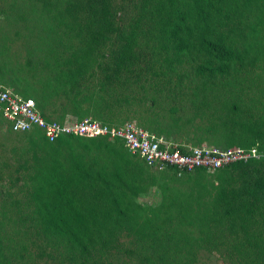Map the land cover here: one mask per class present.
<instances>
[{
	"label": "trees",
	"instance_id": "trees-1",
	"mask_svg": "<svg viewBox=\"0 0 264 264\" xmlns=\"http://www.w3.org/2000/svg\"><path fill=\"white\" fill-rule=\"evenodd\" d=\"M263 2L135 0L115 6L112 0H64L59 12L62 23L65 21L62 25L85 30L83 40L80 38L83 50L79 48L81 56L74 58V62L79 64L60 65V73H57V80L62 82L65 89L58 84L54 94L62 95L67 102L59 106L60 114L49 109L52 102L47 103L45 95L43 102L38 103L33 99L35 105L46 121L63 123L90 118L114 126L127 123L112 119L111 107L122 111L131 104L125 95L129 85L142 86L138 85L140 77L132 67L140 60L136 51L144 55L149 40L155 43L149 46L150 50L157 55L163 53L162 60L168 71L182 61L196 62L192 69L193 74L202 79L201 87L228 79L237 67L243 65L247 51L244 47H237L236 36L242 35L247 13L263 7ZM116 13L128 17V23L124 25L121 19L119 26L114 25ZM262 27L264 29V24ZM139 38L145 40L140 42L141 45L138 44ZM100 48L107 50L108 60L105 63L95 60V64L91 63L92 55L96 49L99 53ZM97 52L95 58L102 55ZM156 75L151 71V76ZM147 84L150 85V82ZM163 86L169 88L165 81ZM11 90L14 92V89ZM195 91L191 93L194 99ZM238 101V97L220 101V108L210 112V118L205 121L208 125L201 129V133L206 135L196 134V127L194 132L188 131L178 140L171 138L158 125L151 128L139 123L138 127L167 140L184 141L192 147L202 146L209 134L223 130L226 147L223 150L254 148L264 154V122L261 118L251 120L250 117H242V105ZM190 103L196 109L205 105L202 99L198 105L193 99ZM168 111L172 114L175 108L171 107ZM216 112L222 114L215 116ZM184 123L188 124V120ZM172 124L176 126L177 119ZM6 130L9 131L8 128ZM22 135L26 137V152H30L34 163L24 178L27 189L22 206L19 205L20 200L11 202V205H15V216L19 214L18 220L15 216L10 220L8 216L11 213L7 215V211L2 218L8 222L15 219L16 223L21 221L27 225L25 229L21 226L16 230L9 228L16 236L15 245L7 248L0 241V264H32L33 258L37 261L45 258L56 264H109L110 261L105 259L106 254L118 248L116 236L122 231L127 238L133 239L137 252H149L154 256L159 253L156 261L143 256L138 264H190L193 245L189 233L195 231L199 241L211 242V230L216 226L225 227L229 235L242 234L244 242L241 246L233 245V248L242 250V257L246 258L244 264H264V235L260 238L261 231L250 230L260 215L259 210L264 209L263 158L237 161L212 173L201 168L182 173V177L196 175L197 178L201 174L229 172L239 173L240 176L239 185L232 184L231 179L223 180L216 186L208 213L206 210L190 213L187 211L188 202L176 196L170 198L169 202L161 200V204L154 207L146 208L134 202L150 182L153 185L151 173H157L160 177L171 173L173 179L178 178L173 170L151 171L138 158L130 155L118 140L66 135L49 142L37 129ZM258 141L261 142L260 146ZM78 145L87 148L93 146L103 156L95 155L89 162L76 159L69 148ZM62 147L67 151L62 153ZM27 168L26 161L19 166L26 172ZM144 209L147 211L141 215ZM173 214L174 220L180 222L186 231L169 229ZM29 248L35 250L33 255ZM133 253L132 250L128 252ZM182 253L188 254L190 260L179 263L174 259Z\"/></svg>",
	"mask_w": 264,
	"mask_h": 264
},
{
	"label": "rangeland",
	"instance_id": "rangeland-1",
	"mask_svg": "<svg viewBox=\"0 0 264 264\" xmlns=\"http://www.w3.org/2000/svg\"><path fill=\"white\" fill-rule=\"evenodd\" d=\"M63 1L0 0V85L9 90L14 89L13 91L19 95L35 99L38 103L43 102L42 97L45 95V101L52 102L49 109L57 111L58 114L61 112L59 106L66 105L67 102L62 95L54 94L58 89V84H61L65 89L62 82H58L57 73H60V65L79 64L74 62V58L79 59L81 56V50L78 49H82V40L86 34L85 30L70 29L68 26L62 25L65 21L62 23L63 19L59 17V12L63 8ZM134 1L112 0L115 6L126 5ZM261 6L263 7L257 10L252 9L247 13L243 22L245 27L242 29V35L241 37L236 36L239 45L237 47H244L247 50L244 54L243 65L237 67L228 79H220L211 85L201 87L202 79L193 74L192 66L196 62L182 61L180 64L174 65L172 71H168L167 65L162 60L163 53L157 55L156 52L150 50L149 46L155 43L149 40L148 46L144 49V55L136 51L140 60L138 59L137 65L132 67L140 77L138 85L142 86L129 85L125 95L131 104L120 112L115 107H111L112 119L125 120L136 126L143 123L151 128L158 125L171 138L181 140L184 133L194 132L193 129L196 127L198 128L196 134L206 135L201 133V129L203 130L208 125L205 121L210 118V112L217 111L220 108V101L223 99L233 100L238 97V102L242 105V117H250L251 120L261 118L260 120L264 122V29L262 27L264 24V2ZM121 19L124 25L128 23V17L119 16L116 13L113 18L114 25L119 26ZM143 41H145L143 38H139L138 44L141 45L140 42L143 43ZM99 51L97 53L102 55L95 58V52L91 57V63L95 64L94 60L98 63H105L108 60L107 50L100 48ZM72 52L75 56H72ZM79 62L81 61L79 60ZM64 71L68 73L66 69ZM151 71L157 74L156 77L151 76ZM62 77L65 78V76ZM163 81L169 85L168 89L167 86H163ZM147 82H150V85ZM193 91H195V99L191 95ZM199 91H202L200 97ZM83 93L85 94V92ZM114 95L117 96V94ZM192 99L195 100V105H198L199 100L202 99L205 104L201 106L202 110L196 109L190 103ZM171 107L175 108V112L172 114L168 111ZM45 109L47 110V108ZM65 112L67 114L68 111ZM221 114V112H216L214 115ZM214 115L213 118H216ZM174 119H177L176 126L172 124ZM185 120H188V124L184 123ZM6 129L5 121L0 115V228L4 229L0 230V241L9 248L14 247V237H16L11 229H19L20 226L25 229L27 223L23 224L19 221L18 224L15 219L8 222L2 218V215L7 211V215L11 213L8 216L10 220L14 218L15 205H11L14 200H20L19 205L22 206L27 189L23 183L24 178L34 162L29 156L30 152H26L25 135L11 133ZM224 134L223 130L209 134L203 140L202 146L214 147L218 150L225 149ZM257 144L260 146L261 142L258 141ZM69 149L76 159L84 162H89L95 155L103 156L93 146L87 148L78 145ZM262 149L264 150V148ZM61 150L64 153L67 148L62 147ZM96 160H99L98 157ZM137 160L136 162H138ZM23 161H26L28 172L19 169ZM151 174L154 177L153 185L148 180L150 185L146 186L142 195L135 197L134 202L147 208L161 204V200L169 202L170 198L176 196L188 202L187 211L190 213H200L204 210L209 212L211 200L217 189L216 186L221 181L233 179L232 184H240L239 173L235 172L217 175L201 174L198 178L196 175L184 177L180 175L176 176L178 180L173 179L171 173L170 175L163 174L165 177H160L157 173ZM148 181H145V184H148ZM146 211L147 209H144L141 215ZM172 212L175 214V211ZM259 213L260 215L256 217L250 230L257 231V233L261 231L259 236L262 238L264 235V209H260ZM174 214L169 222V229L186 231L180 222L174 220ZM15 217L19 218V214H16ZM211 233L213 234L211 242L199 241L195 231L189 233L192 239L190 242L193 245L190 264H244L246 258L242 257V250L236 251L233 248V245L241 246L244 242L242 234L229 235V232L222 226H216L211 230ZM9 237L11 238L7 239ZM116 240L118 248L110 250L109 254H106L105 259L110 261L109 264H138L144 258L143 256H148L150 260L156 261L155 258L159 255V253L154 256L149 252H137L134 249L133 239L127 238L124 231L116 236ZM7 248L4 249L5 254ZM131 250L134 253L128 254ZM28 251L32 255L35 252L33 248H29ZM174 259L179 260V263L190 260L186 253L176 255ZM44 263L56 264L45 260V258L39 261L34 258L32 260V264Z\"/></svg>",
	"mask_w": 264,
	"mask_h": 264
},
{
	"label": "built area",
	"instance_id": "built-area-1",
	"mask_svg": "<svg viewBox=\"0 0 264 264\" xmlns=\"http://www.w3.org/2000/svg\"><path fill=\"white\" fill-rule=\"evenodd\" d=\"M0 115L11 133H27L37 129L49 142L66 135L118 140L130 155L138 158L151 171L173 170L177 177L197 168L212 173L237 161L264 159V154L254 148L218 150L212 147H192L184 141L167 140L130 123L114 126L90 118L63 123L46 121L33 99L23 98L1 85Z\"/></svg>",
	"mask_w": 264,
	"mask_h": 264
}]
</instances>
